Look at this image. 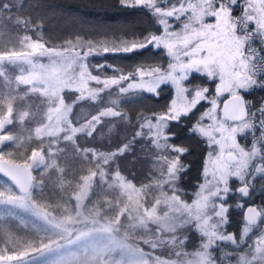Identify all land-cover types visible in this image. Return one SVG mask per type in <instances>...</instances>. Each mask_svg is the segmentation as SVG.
Here are the masks:
<instances>
[{
  "label": "snow or ice",
  "instance_id": "obj_1",
  "mask_svg": "<svg viewBox=\"0 0 264 264\" xmlns=\"http://www.w3.org/2000/svg\"><path fill=\"white\" fill-rule=\"evenodd\" d=\"M118 2L146 11L158 31L122 34L100 47L99 41L79 35L59 47L50 46L43 40L42 23L13 15L24 0H0V25L25 30L20 51L0 52V159L13 156L19 147L10 131L14 124L21 125V135L30 124L27 141L38 145L27 156L30 163L0 171L21 185L22 180L32 183V169L52 170L60 159L87 164L88 171L81 172L77 182L85 189L115 192L121 216L141 237L142 246L127 248L122 264H264V203L243 202L252 199L258 178L264 193V102L253 108L245 99L254 89H264V0ZM30 31L38 38L33 39ZM150 46L165 51L166 67L140 65L127 73L114 68V75L104 77L91 70L90 56L132 53ZM6 66L19 70L15 80L5 79ZM193 73L216 82L214 94L207 86H190ZM162 85H170L174 96L160 112L133 118L120 108V96L133 98L139 92L158 96ZM113 88L118 90L116 99ZM66 92L76 95L66 97ZM102 93H107V103ZM225 93L228 99L220 109L219 97ZM89 101H100L95 113L81 116L74 111ZM201 102L210 107L188 132L208 150L201 180L189 193L181 185L182 175L190 169L183 160L189 149L174 143L171 127L181 124L182 117L190 118ZM240 136L250 144H242ZM137 145L148 153L146 178L138 179L131 167L143 158L136 155ZM128 157L127 165L122 164ZM5 187L10 195L12 187L6 183ZM230 196L236 197L235 209H243L240 226L233 231L228 230ZM4 211L0 199V213ZM191 231L199 240L188 250ZM11 248L0 247V264H36L45 255L33 254L31 245Z\"/></svg>",
  "mask_w": 264,
  "mask_h": 264
},
{
  "label": "trees",
  "instance_id": "obj_2",
  "mask_svg": "<svg viewBox=\"0 0 264 264\" xmlns=\"http://www.w3.org/2000/svg\"><path fill=\"white\" fill-rule=\"evenodd\" d=\"M13 15L30 18L33 23H42L43 40L50 46L58 47L63 45L66 40L74 39L78 35L94 42L104 43L112 42L117 37H121L122 34L130 36L133 32L141 34L148 31H158L153 17L146 11L122 7L118 0H24V6L14 10ZM34 33L28 32L35 38ZM24 34L25 30L22 28L17 30L11 24L0 25V52L20 51V42ZM95 60L110 63L115 69H123L127 73L140 65L165 66L167 56L163 49L155 50L150 46L148 49L132 53H103ZM17 70H14V66L6 67L8 76L5 79L14 78ZM105 72L115 74L112 69L109 71L105 69ZM200 79L203 80V78ZM2 80L3 78H0V81ZM20 89L22 95L25 86L21 85ZM158 91V96L142 92L133 98L123 97L120 100V108L133 118L140 114L151 115L160 112L170 103L173 97V89L170 85H162ZM245 98L252 100L253 107L258 108L264 99V89H254L245 94ZM19 103L18 101V112L22 110L19 108ZM98 104H100L98 101L83 103L76 112H79L81 116L87 115L89 111L95 113ZM200 109L201 105H198L190 118L182 117L181 124L174 122L171 127V131L176 133L174 143L189 149V153L183 158L184 162L190 165L187 174L182 175L181 178V185L184 188H187L188 183L198 182L201 179L203 160L207 152L205 143L196 135L188 132V128L197 118ZM25 128L27 131H31L30 124L25 125ZM20 130V124H14L11 127L10 131L17 136L19 147L14 150L13 156L5 155L4 159L13 161V163L23 162L25 164L28 162L27 156L31 148L38 145L35 141L29 144L27 131L21 135ZM119 131L123 135L124 130L121 128ZM112 140V146H115L116 137L113 136ZM103 143L105 146L108 145L107 140ZM136 147V155L143 158L138 159L136 164L131 167L136 172L138 179L146 178L150 167V162L147 159L148 153L140 152L139 145ZM67 155L70 156L71 151ZM130 159L131 157H128L122 161V164L127 165ZM88 168L87 164L79 161L73 163L70 159H60L58 167H53L52 170L48 168L44 170L32 169L31 188L25 195L31 193L35 204L45 210L46 213L68 218L76 210L74 192L79 187L76 177L81 172H87ZM0 179V189L7 183L20 192L13 181L1 173ZM36 183L37 187H34ZM115 198V192L91 189L88 197L84 199L83 209L87 210L92 218L106 210L114 213L113 202ZM43 237L36 225L24 222L15 214L0 215V247L8 245L9 250H11L12 245L17 248L31 245L36 250L33 254H38L40 251L39 244Z\"/></svg>",
  "mask_w": 264,
  "mask_h": 264
},
{
  "label": "rangeland",
  "instance_id": "obj_3",
  "mask_svg": "<svg viewBox=\"0 0 264 264\" xmlns=\"http://www.w3.org/2000/svg\"><path fill=\"white\" fill-rule=\"evenodd\" d=\"M208 22L214 21L212 18H208ZM174 27L178 29L180 25L174 22ZM34 35L35 38L33 39H37L36 33H34ZM102 45L103 43L100 42L97 46L100 47ZM101 54H103V52L99 55L89 57V63L92 65L91 70L94 75H101L102 77L112 76V73L108 74V72H105V69L109 71L115 68L112 64H108L101 60H95L98 56H101ZM167 62L163 67L167 66ZM102 64L111 65L112 67L98 70L97 66ZM18 74L19 70H17L15 77ZM195 75L203 78V80L197 78ZM15 77L12 79L15 80ZM215 83L216 82H209L199 74L193 73L190 86H207L210 89V94H214ZM92 86L95 87L96 85L93 83ZM111 91L114 93L112 99H116L118 90L113 88ZM65 95L66 97L74 96L76 93L66 92ZM227 95L228 94L225 93L223 96L219 97L220 107L222 100ZM101 97L104 99L105 103H107V93H102ZM121 98H123V96H120V100ZM98 102L100 103V101ZM262 102H264V99ZM200 105L201 111H199L198 116L205 109L210 107V104L207 102H201ZM76 110L77 109L74 111L76 112ZM207 122L208 121H205V123ZM242 138H244V136L238 137L240 142ZM27 163H30V161ZM34 187H37V183ZM0 190L4 192L3 195H0L5 210L4 214H15V216H18L21 220L23 219L24 222L36 225L44 236L39 244L40 251L38 254L42 251L45 255L40 261H37L36 264H122V260L127 258V248L142 246L139 234L133 232L132 229L128 227V222L121 216L122 209L117 207V197L113 202L114 213L113 211L110 213L107 210L100 213L97 212L98 214L92 218V215L90 213L88 214L87 210L83 209L84 199L88 197L91 189H85L79 184L78 189L74 192L76 200V210H74V214L68 218H61L56 214L46 213L45 210L38 207L31 193L25 195L24 192H18L13 189L12 193L9 195L7 194L5 185ZM189 200H191V198ZM9 209H11V211H9ZM1 214L3 213H0V215ZM198 240L199 237L195 239V244L192 241H187L185 247L188 250H193Z\"/></svg>",
  "mask_w": 264,
  "mask_h": 264
},
{
  "label": "flooded vegetation",
  "instance_id": "obj_4",
  "mask_svg": "<svg viewBox=\"0 0 264 264\" xmlns=\"http://www.w3.org/2000/svg\"><path fill=\"white\" fill-rule=\"evenodd\" d=\"M246 100L248 101H251L249 98H246ZM252 107H253V102H252ZM254 108V107H253ZM241 142L242 144H250V140L249 139H246L245 137L241 139ZM248 142V143H247ZM201 180V179H200ZM199 180V181H200ZM262 183V181L258 178L256 181H254V184L256 186V190L255 192L252 193V199L251 200H244L243 202L245 203V206H248L249 204H256V205H259V204H262L264 203V193L261 192L260 190V184ZM197 182H190L188 183L187 185V188H183L188 191L189 193H191V191L195 188ZM233 186H236V183L235 181L232 182ZM188 199L191 198V195H189L187 197ZM228 203L229 204H232L233 205V208L230 209L229 211V216H230V219H231V224L229 226V231H233V230H238L239 226H240V223H241V220H242V216H241V213L243 211V209H240V210H236L234 205L236 203V197H229V200H228ZM198 238V235L195 231H191L189 233V239L188 241L189 242H194L195 244V239ZM193 244V245H194Z\"/></svg>",
  "mask_w": 264,
  "mask_h": 264
},
{
  "label": "water",
  "instance_id": "obj_5",
  "mask_svg": "<svg viewBox=\"0 0 264 264\" xmlns=\"http://www.w3.org/2000/svg\"><path fill=\"white\" fill-rule=\"evenodd\" d=\"M228 99V95L225 96V98L222 100L221 103V107L220 109L223 108V103ZM246 99V98H245ZM25 164H23V162L20 163H13L12 161H6L4 159H0V169H4V168H12V167H16V166H20L23 167ZM1 174L4 175L3 171H0ZM31 176H32V171H31ZM6 178H8L7 176H5ZM10 180V178H8ZM12 180V179H11ZM13 181V180H12ZM14 185L18 188V190L21 192H24L25 194L27 192H29L30 188H31V184H29L26 180H22L21 185H17L15 183V181H13Z\"/></svg>",
  "mask_w": 264,
  "mask_h": 264
}]
</instances>
